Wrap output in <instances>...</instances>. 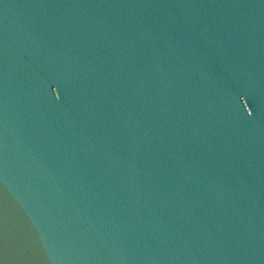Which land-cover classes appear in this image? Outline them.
I'll return each instance as SVG.
<instances>
[{"label": "water", "instance_id": "1", "mask_svg": "<svg viewBox=\"0 0 264 264\" xmlns=\"http://www.w3.org/2000/svg\"><path fill=\"white\" fill-rule=\"evenodd\" d=\"M0 264H264V0H0Z\"/></svg>", "mask_w": 264, "mask_h": 264}]
</instances>
